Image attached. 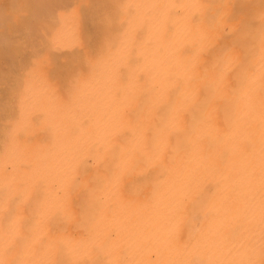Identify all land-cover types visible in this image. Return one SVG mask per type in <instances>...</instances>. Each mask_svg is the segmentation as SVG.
Listing matches in <instances>:
<instances>
[{"label":"clouds","instance_id":"obj_1","mask_svg":"<svg viewBox=\"0 0 264 264\" xmlns=\"http://www.w3.org/2000/svg\"><path fill=\"white\" fill-rule=\"evenodd\" d=\"M65 115L39 153L20 146L22 126L0 153V264H118L111 226L138 167L156 172L161 235L177 213L195 223L235 205L250 244L225 264H264V0H122ZM237 174L255 186L246 198L232 196Z\"/></svg>","mask_w":264,"mask_h":264},{"label":"bare ground","instance_id":"obj_2","mask_svg":"<svg viewBox=\"0 0 264 264\" xmlns=\"http://www.w3.org/2000/svg\"><path fill=\"white\" fill-rule=\"evenodd\" d=\"M121 3L0 0V63L4 65V70L0 68V153L9 135L21 126L17 139L26 152L39 153L51 143V125L67 119L65 110L72 104L78 84L88 82L90 62L109 25L115 22ZM213 54L214 50L205 56L206 63ZM234 178L241 183L232 196L246 198L244 194L255 186L243 174ZM155 179V170L144 172L142 167L124 178L120 208L110 231L119 249L118 264H225L248 248L250 233L235 218V205L231 213L223 209L208 212L195 223L190 213H177L172 217L171 236L161 235L159 217L150 207ZM217 188L212 178L206 179L203 199L215 202ZM256 194L264 195V188ZM81 199L73 198V211H80ZM197 228L205 239L196 234ZM104 259L96 254V264H103ZM83 264L89 261L85 259Z\"/></svg>","mask_w":264,"mask_h":264},{"label":"rangeland","instance_id":"obj_3","mask_svg":"<svg viewBox=\"0 0 264 264\" xmlns=\"http://www.w3.org/2000/svg\"><path fill=\"white\" fill-rule=\"evenodd\" d=\"M0 66H1V67H0L1 70H4V65L0 63ZM2 66H3V67H2Z\"/></svg>","mask_w":264,"mask_h":264}]
</instances>
